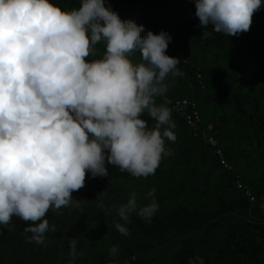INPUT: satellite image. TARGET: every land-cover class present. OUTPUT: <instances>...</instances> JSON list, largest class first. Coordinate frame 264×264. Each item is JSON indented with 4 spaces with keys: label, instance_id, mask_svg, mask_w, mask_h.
I'll list each match as a JSON object with an SVG mask.
<instances>
[{
    "label": "trees",
    "instance_id": "1",
    "mask_svg": "<svg viewBox=\"0 0 264 264\" xmlns=\"http://www.w3.org/2000/svg\"><path fill=\"white\" fill-rule=\"evenodd\" d=\"M52 3L71 10L80 0ZM105 3L144 25L142 36L164 30L172 37L166 54L180 59L182 75L169 76L165 96L154 97L175 123V141L165 138L171 154H162L147 177L107 160L108 176L87 172L84 187L72 193L74 203L46 214L56 230L45 234L44 244L29 241L24 229L31 222L13 217L11 231L0 226V264H71L72 238L83 252L74 264H264V0L247 32L227 36L209 26L208 38L195 0ZM97 49L98 56L105 50ZM130 59L138 64L139 50ZM142 118L155 126L147 112ZM153 189L158 209L144 219L138 210L151 203ZM133 194L137 211L126 222L118 209ZM113 246L118 251L110 256Z\"/></svg>",
    "mask_w": 264,
    "mask_h": 264
},
{
    "label": "clouds",
    "instance_id": "2",
    "mask_svg": "<svg viewBox=\"0 0 264 264\" xmlns=\"http://www.w3.org/2000/svg\"><path fill=\"white\" fill-rule=\"evenodd\" d=\"M202 36H235L250 29L261 0H195ZM122 19L105 0H80L63 10L52 0H0V226L13 217L31 222L30 242L45 243L55 231L46 214L71 206L72 193L93 178L108 176L107 163L134 177L155 173L165 138L175 141V123L154 97L168 91L169 76L182 72L166 54L172 37ZM104 52L98 56L97 45ZM139 50L141 61L130 59ZM97 57L91 61L88 57ZM156 121L149 128L142 118ZM166 126V127H165ZM151 203L138 215L151 219ZM79 206V200L75 201ZM102 206V205H101ZM137 211L135 194L118 209L121 220ZM117 230L128 229L117 223ZM69 241L70 262L83 252ZM117 247L109 255L117 253ZM202 264V261H201Z\"/></svg>",
    "mask_w": 264,
    "mask_h": 264
}]
</instances>
